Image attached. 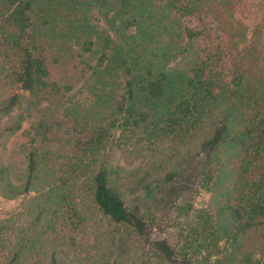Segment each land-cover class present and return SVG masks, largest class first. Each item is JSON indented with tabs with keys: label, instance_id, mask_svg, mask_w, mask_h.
Returning <instances> with one entry per match:
<instances>
[{
	"label": "trees",
	"instance_id": "obj_1",
	"mask_svg": "<svg viewBox=\"0 0 264 264\" xmlns=\"http://www.w3.org/2000/svg\"><path fill=\"white\" fill-rule=\"evenodd\" d=\"M244 1L0 0V192L50 202L36 264H264V22ZM114 140L140 160L125 178ZM186 218L190 246L168 233Z\"/></svg>",
	"mask_w": 264,
	"mask_h": 264
},
{
	"label": "rangeland",
	"instance_id": "obj_2",
	"mask_svg": "<svg viewBox=\"0 0 264 264\" xmlns=\"http://www.w3.org/2000/svg\"><path fill=\"white\" fill-rule=\"evenodd\" d=\"M236 17L249 26L264 22V0H245L239 8ZM83 88V85L79 84L77 88L71 92L68 98L72 99V103L88 106L92 102V97L87 91L85 92ZM28 127L29 123H25L23 130ZM20 140L19 136L11 137L9 139L5 151V157L8 156L12 146H14V148L17 147ZM107 154L109 168L121 173L122 178L127 177L130 172L134 171L139 166L140 160L132 162L130 156H124L123 150L119 142L116 140H114L109 146ZM74 196V202L77 209L83 210V212L88 215L90 207L86 199H83V197L77 193H75ZM210 198V193L201 191L196 195L193 202L194 209L199 210L201 208H207L210 203ZM51 211L50 202H47L45 196L42 197L41 195L31 192L25 197L8 200L3 198V194L0 192V264L7 263V260L16 251H20L21 254L23 253L24 257L31 260V264H36L38 261H42L45 257L43 251L45 247L38 243L31 244L30 238L32 231L36 229L34 226L37 225L39 230H41L45 225V222L50 219ZM41 212L42 214H40ZM188 221H190L192 225L193 222L190 218L177 220L174 223L171 221L168 222V233L174 243L185 245V242H187L188 246H190L191 231L187 225ZM72 228V225L69 226L67 224L63 234L74 235L79 242H82L84 239L82 229L75 230L76 232L74 234L73 232H69ZM92 238V235H85V241H88L90 244ZM66 241L68 242V240ZM65 246L66 245L64 244V249L67 250V246Z\"/></svg>",
	"mask_w": 264,
	"mask_h": 264
}]
</instances>
